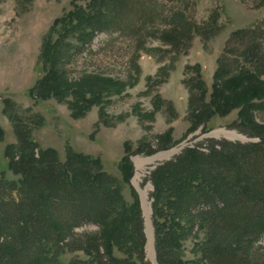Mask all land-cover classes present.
<instances>
[{"label": "trees", "instance_id": "obj_1", "mask_svg": "<svg viewBox=\"0 0 264 264\" xmlns=\"http://www.w3.org/2000/svg\"><path fill=\"white\" fill-rule=\"evenodd\" d=\"M198 1L71 0L73 8L55 20L44 42L41 57L51 72L39 84L63 94L70 86L59 79L56 68L68 50L79 53L99 34L136 39L156 24L171 28L178 18L185 19L189 7L194 12ZM78 2L86 5L82 8ZM209 17L212 33L219 31L216 12ZM53 33L59 40L51 44ZM70 38L80 46L71 47ZM197 88L199 110L191 114L189 134L198 127L207 133L212 116L237 110L238 122L231 128L256 141L207 140L205 148H187L150 172L156 260L264 264V247L257 245L264 238V20L230 34L217 60L208 103V91L199 78ZM74 94L83 97L80 85ZM5 103L12 110L13 103ZM81 112L76 116H83ZM256 112L263 114L262 124L256 122ZM10 119L18 144L6 146L4 156L8 169L20 178L0 181V264H63V254L78 251L88 260L72 259L68 264H148L139 200L129 186L133 168L128 146L118 179L102 170L99 159L71 149L60 162L56 151L38 149L15 115ZM2 134L0 129V138ZM124 186L129 188L130 204L123 196ZM84 226L97 232L76 233ZM190 239L195 242L192 261L183 251Z\"/></svg>", "mask_w": 264, "mask_h": 264}, {"label": "rangeland", "instance_id": "obj_2", "mask_svg": "<svg viewBox=\"0 0 264 264\" xmlns=\"http://www.w3.org/2000/svg\"><path fill=\"white\" fill-rule=\"evenodd\" d=\"M78 5L84 8L86 2ZM72 8L71 0H0V181L20 178L8 169L4 156L6 146L18 144L13 115L39 150L56 151L60 162L67 149L97 158L102 170L118 179V166L128 146L133 168L129 186L138 196L145 241L151 240V249L144 248L145 261L158 264L150 172L187 148H205L207 140L256 141L231 128L238 122L237 110L224 117L212 116L207 133L202 127L192 134L188 129L192 112L199 110L195 106L200 103L198 78L208 91V103L217 60L230 34L264 20V6L261 0H199L195 11L189 7L185 19L178 18L171 28L156 24L136 39L120 33L99 34L79 53L70 49L60 59L58 77L70 88L56 94L39 84L51 72L41 57L43 45L55 20ZM212 12L219 17V31L214 33ZM57 33L51 35V44L59 40ZM69 40L71 47L80 46L78 40ZM78 85L82 98L74 94ZM5 101L13 103L12 110ZM80 109L83 116L77 117ZM254 117L262 124V113ZM122 192L130 204L129 188L124 186ZM96 232L92 226L76 230L78 234ZM194 243L193 239L183 243L188 261L196 259ZM257 245L264 247V238ZM87 258L79 251L66 252L60 262Z\"/></svg>", "mask_w": 264, "mask_h": 264}, {"label": "bare ground", "instance_id": "obj_3", "mask_svg": "<svg viewBox=\"0 0 264 264\" xmlns=\"http://www.w3.org/2000/svg\"><path fill=\"white\" fill-rule=\"evenodd\" d=\"M148 248L151 249V240H149V242L148 241L146 242V246H145L146 251L148 250Z\"/></svg>", "mask_w": 264, "mask_h": 264}]
</instances>
